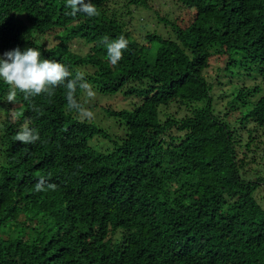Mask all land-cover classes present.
<instances>
[{
  "label": "trees",
  "instance_id": "1",
  "mask_svg": "<svg viewBox=\"0 0 264 264\" xmlns=\"http://www.w3.org/2000/svg\"><path fill=\"white\" fill-rule=\"evenodd\" d=\"M177 1L194 7L195 17L185 27L172 23L175 38L148 35L159 43L152 57L120 13L149 0H90L94 17H72L66 0H0V56L38 48L72 78L91 65L85 79L101 93L140 99L133 108H105L125 126L115 138L69 110L64 86L34 99L39 113L18 93L23 112L12 115L0 80V264H264V207L256 197L264 173L247 176L248 152L264 140L249 133L241 146L240 135L250 122L264 128V94L250 99L264 88V0ZM73 23L58 44L45 45L49 32ZM121 35L129 46L113 66L102 41ZM74 38L90 45L86 54L73 52ZM214 45L243 54L244 75L255 67L262 82L235 88L218 114L205 75ZM82 93L77 87L84 107ZM205 99L183 117L161 116L172 102ZM25 125L39 133L35 144L15 141ZM96 137L111 147L97 149ZM40 177L46 183L36 191Z\"/></svg>",
  "mask_w": 264,
  "mask_h": 264
},
{
  "label": "rangeland",
  "instance_id": "2",
  "mask_svg": "<svg viewBox=\"0 0 264 264\" xmlns=\"http://www.w3.org/2000/svg\"><path fill=\"white\" fill-rule=\"evenodd\" d=\"M120 6H123L121 2ZM132 14L128 13L127 8L121 9L120 13L124 14L123 20L127 22L129 31L133 34L134 38L138 39L140 42L151 45L152 47V57L155 56V50L159 46V43L155 40L149 43L147 37L151 34H157L164 38H175L173 22L178 23L180 26L189 25L193 18L195 17V8L190 5H184L177 0H149V7L145 6H131ZM78 26L77 23H73L65 29L53 30L49 32L45 37H43V42L46 46H54L61 41V37L69 35L74 28ZM90 45L79 38H74L70 43V48L75 53L86 54L89 51ZM212 56L210 58V67L205 71L210 83L213 84V88L210 93V103L216 114L219 111H224L229 108L235 96V88L243 84L247 86L262 84L261 77L256 71L255 67L250 70L252 75H244L248 73V70L242 66L241 60H243V54L225 53V49L219 45H214L211 48ZM229 57H233L237 61H234L230 68L228 69L227 62ZM244 68V69H243ZM79 71L85 74H91L94 68L91 65L80 66ZM247 71V72H246ZM257 72V73H256ZM95 91L96 95L94 99H89L86 92L83 90L81 99L84 101V108L93 113V119L82 118L79 114L78 116L82 120H87L88 122H93L105 129H107L115 138L116 136L121 137L125 135V126L121 121L115 117L108 116L105 108L111 107L113 109L122 108H133L134 105L140 103V99L135 97H125L123 93L118 92L115 94H104L98 91L94 84H90ZM264 94V88L260 90L256 95L251 96V100H257ZM138 102V103H137ZM208 103V99L197 101V102H172L167 107H162L161 116L164 119L166 117L165 113L175 115L176 117H183L190 114L195 108L205 106ZM12 115H20L23 112V106L17 102L11 105ZM240 111H243L240 107ZM239 112L232 114V120L235 119ZM249 129L240 128V135L242 140V145H245L250 134L253 133L257 141L264 140V128L257 126L255 128L254 123L250 122L248 124ZM256 143V142H255ZM92 145L97 147V149L107 150L111 147L112 143L104 138L96 137L92 142ZM254 145V144H253ZM240 146V147H241ZM239 152H242L241 150ZM243 154H241L242 156ZM255 157L254 163L250 164V158ZM248 165H247V176L254 177L258 174L264 173V143L260 144V147L256 149L255 152H248ZM256 197L259 203L264 207V192L259 189L256 192Z\"/></svg>",
  "mask_w": 264,
  "mask_h": 264
},
{
  "label": "clouds",
  "instance_id": "3",
  "mask_svg": "<svg viewBox=\"0 0 264 264\" xmlns=\"http://www.w3.org/2000/svg\"><path fill=\"white\" fill-rule=\"evenodd\" d=\"M67 8L71 9L69 15L75 17L78 13H83L87 17L98 16L96 6L85 0H66ZM107 49L108 61L116 66L128 49L129 41L121 35L115 40L105 37L102 41ZM68 68L55 60L42 58L38 48L29 47L24 51L19 48L6 51L0 56V80L9 88L7 102L16 104L18 93L29 107L39 113L40 109L35 105L36 97L51 98L55 95V90L64 86L67 90L66 100L69 110H75L82 118L93 119V113L84 108L76 99L75 92L77 87L83 89L87 97L91 100L95 98V91L86 81L85 73L77 71L75 77ZM25 145L35 144L40 140L39 133L35 129L25 125L14 137ZM45 178L40 177L35 188L36 191H43ZM48 188L54 189L55 185L48 184Z\"/></svg>",
  "mask_w": 264,
  "mask_h": 264
}]
</instances>
